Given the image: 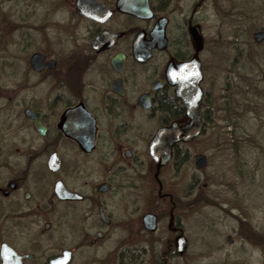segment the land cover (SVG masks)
Returning a JSON list of instances; mask_svg holds the SVG:
<instances>
[{
	"label": "flooded vegetation",
	"instance_id": "flooded-vegetation-1",
	"mask_svg": "<svg viewBox=\"0 0 264 264\" xmlns=\"http://www.w3.org/2000/svg\"><path fill=\"white\" fill-rule=\"evenodd\" d=\"M117 3L0 0V264H167L177 236L185 254L164 170L209 127L204 45L201 132L185 141L166 70L193 56L199 28L161 0L144 17ZM172 124L157 168L149 144Z\"/></svg>",
	"mask_w": 264,
	"mask_h": 264
},
{
	"label": "rangeland",
	"instance_id": "rangeland-1",
	"mask_svg": "<svg viewBox=\"0 0 264 264\" xmlns=\"http://www.w3.org/2000/svg\"><path fill=\"white\" fill-rule=\"evenodd\" d=\"M161 2L174 25L187 32L185 18L198 26L213 82L206 133L164 170L184 205L187 240L185 254L167 264H264V42L252 39L264 28V0ZM199 152L207 166L195 170Z\"/></svg>",
	"mask_w": 264,
	"mask_h": 264
},
{
	"label": "water",
	"instance_id": "water-1",
	"mask_svg": "<svg viewBox=\"0 0 264 264\" xmlns=\"http://www.w3.org/2000/svg\"><path fill=\"white\" fill-rule=\"evenodd\" d=\"M117 6L124 12L135 13L138 17H144L148 13L147 0H118ZM252 39L255 43L264 41V29L253 32ZM193 56L179 64H169L166 70L167 82L175 87L174 93L181 100L185 109V116L189 122L182 128L181 133L187 131L184 137L185 141H190L200 135L201 132V112L199 109L202 92L199 88V82L202 79L201 65L198 58V52L203 47V40L199 34L193 35ZM175 124L170 128L160 129L149 144V155L156 163L157 168L165 164L169 159V149L172 141L168 142L167 147L162 152L161 145L162 137L173 129ZM192 163L194 169L201 170L207 166V157L204 154L198 153L193 155ZM228 243L231 242L230 237L226 238ZM186 241L183 236L175 238V250L178 256L184 253Z\"/></svg>",
	"mask_w": 264,
	"mask_h": 264
},
{
	"label": "trees",
	"instance_id": "trees-1",
	"mask_svg": "<svg viewBox=\"0 0 264 264\" xmlns=\"http://www.w3.org/2000/svg\"><path fill=\"white\" fill-rule=\"evenodd\" d=\"M172 106V105H171ZM224 110H226V109H224Z\"/></svg>",
	"mask_w": 264,
	"mask_h": 264
}]
</instances>
